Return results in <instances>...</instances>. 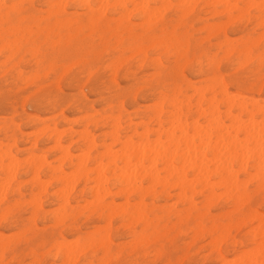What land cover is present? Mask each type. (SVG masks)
<instances>
[{
  "label": "snow or ice",
  "instance_id": "obj_1",
  "mask_svg": "<svg viewBox=\"0 0 264 264\" xmlns=\"http://www.w3.org/2000/svg\"><path fill=\"white\" fill-rule=\"evenodd\" d=\"M191 7L193 6L177 3L69 5L0 0V28L4 43L0 56L4 59V80H15V88L19 90H14L15 95H9L6 87L3 97V124L8 142L18 138V125L22 127L27 122L25 117L28 106L40 101L39 94H36L40 84L48 85L52 89V95L62 99L65 83L82 69L85 77L79 80V85L82 86L80 97L87 99L90 86L86 83L90 79L87 74L95 75L119 56L118 47L110 45L105 51L104 45L92 36L110 19H127L126 13L132 9L141 10L134 13L129 23L142 25L144 28L135 31L134 35L137 44L148 48V57L153 61L150 65L152 78L147 83L160 93L159 103L166 106L172 98L173 89L183 88L181 74L187 71L186 65L189 62L193 65L196 63L194 57L199 59L201 72L210 80L227 82L234 89L260 88L264 96V0L259 4L195 6L214 8L220 16L218 20L212 21L214 24L225 28L244 26V35L236 42L235 50H231V46L227 44L222 45L219 51H209L206 46L194 44L191 39L192 30L201 25L193 24L194 15H186L185 10ZM89 9L92 10L90 14L82 12ZM74 12H80L81 15L75 16ZM89 32L92 36H89ZM224 34L222 33L221 38ZM32 61H38L34 69H25L24 63ZM36 77H39L36 83L28 88L24 87L26 82ZM53 81L58 82V86L50 83ZM105 86L112 94L120 90L116 81H106ZM22 104L24 111H21ZM9 107L13 109L11 114ZM237 147L247 149L250 161L257 152L259 154L258 173L250 168L245 175L237 177L238 181L247 185L244 192L248 196L247 204L233 217L234 222L242 221L239 230L235 227L222 229L220 224H227V221L213 223L190 217L187 224L170 221L168 230L156 231L144 220L136 223L137 212L131 207L130 200L125 217L133 227L129 229L127 237L119 242L114 241L111 234L102 242L99 232L83 227L72 235H68L67 231L61 232L58 228L51 233L46 231L42 234L39 230L42 226L38 222L32 223L29 215H35L39 220L35 199L30 204H25L13 191L20 178L16 166L25 162L17 161L15 153H12L5 157L4 180L7 194L2 205L4 229L10 235L3 237L0 264H53L48 259L53 254L62 255L63 264H264V135L258 146L248 141ZM97 163L101 179L111 176V165L107 159ZM123 163L122 160L117 161V167H121ZM132 163V160H128L129 165ZM30 166L37 165L33 163ZM127 172L130 173L131 169ZM128 178H131L130 175ZM56 249H59V253ZM73 253H76V258H72ZM205 253H211L216 258H193V255ZM55 264H61L60 260L57 259Z\"/></svg>",
  "mask_w": 264,
  "mask_h": 264
},
{
  "label": "rangeland",
  "instance_id": "obj_2",
  "mask_svg": "<svg viewBox=\"0 0 264 264\" xmlns=\"http://www.w3.org/2000/svg\"><path fill=\"white\" fill-rule=\"evenodd\" d=\"M87 1L88 3H91V4H98L101 2H102L101 4H106L105 1H107L108 4L116 3L114 2L115 0H112V2L111 0H103V1H100V0L98 1L97 0H66V3H62L63 0L62 1L60 0V3L73 5V4H85L87 3ZM116 1L118 2V0ZM120 1H123L121 3L135 5L133 4L131 0H127V1L120 0ZM135 1H136V4L139 3V0H134V3ZM180 1L181 0H166L167 4L176 3V2L177 4H180V3L183 4L182 1L181 2ZM191 1L192 3H188V5H192V6L194 5L193 6L194 8L193 7L191 8L193 10L189 8L188 12L186 11L187 10L186 9L185 13L188 16H192V15L195 16L193 24L201 25V27L193 28L192 30L191 39L193 43L194 44L199 43L202 46H206V49L209 51L212 49L219 51L221 46L226 45V44L231 46V50H235L236 42L239 41L240 38L244 35V26L237 25L235 28L228 29V28L222 27L221 25L214 24L212 23V21L218 20L220 18L219 13H217V11L214 8L209 9V8H196L195 7L196 5H202L204 2H206V4H203V5H216L218 2L219 4H226V3L233 4V1L235 0H228V2L224 0L226 3H223L224 1H221V0L219 1L217 0L218 1L217 3L215 1L211 2L212 0H204V2L202 0H198L199 2L196 1L195 4H194L195 0H191ZM209 1L210 3H208ZM255 1L257 3L259 2V0H255ZM20 2H23V3H34L35 2L36 4H49V3H57L58 0H20ZM214 2L215 4H213ZM256 2L255 4H257ZM149 3L165 4V1L147 0V2L145 1L143 4H149ZM234 3L235 4L236 3H247V1H244V2L235 1ZM139 4L141 5L142 3H139ZM91 11L92 10L90 9L82 10V12L85 14H90ZM128 12L130 13V10L127 11V13ZM135 12L134 11L133 13L131 12L132 14L131 13L128 14L129 16H127L126 14V16L128 17L127 19H125L124 17H117L115 19H110L106 21L104 27L99 32H97L95 36H92V33L89 32V36H92L93 39L100 41L104 45L105 51L108 50L110 45L113 48L118 47L119 56L111 63V65H105L104 68L101 71L97 72L95 75L87 74L89 75L90 79L87 80L86 83H89V85L91 84L89 86L88 93L86 94L87 99L85 100L80 97L82 86L79 85V80L84 79L85 77V73L82 69L78 70L76 74L72 75L73 78L71 77V79L68 80L67 83H65L64 85L65 90L62 93V96H63L62 99H58L56 95H52V89L48 85L40 84V87L36 89V94H39L41 99L37 103L30 104L28 106L27 116L25 117V121L27 122L23 123L22 127L18 125V127L20 128L19 133H18V138H13L11 143L8 142V138L5 135V130H4L3 121L5 119V115H4L3 97L5 94L6 87H7L9 95H15V91H19V90L15 88V80H12V81L4 80V59L2 56H0V148H1L0 151L2 150V152H5L6 156H8L7 154L9 153L7 152H9V149H10L11 154L15 153L17 161H21V162H24L27 159L26 157H28L30 153H35L36 156H38L39 154L43 156L45 155L44 160H46V162H49L47 164H53V165L59 166L57 164L60 163L59 161L61 159L60 156H63L61 150L59 151V149H57L56 146H53L55 141L51 139L52 134L49 131H46V132L43 131L44 133L41 131L46 127L47 128L57 127V130L59 129L58 131L61 133L62 130L64 129L65 133L63 132L64 134L62 135V140H61L62 146L65 145L64 148L69 146L68 149L70 150L73 156L77 153H78L77 155H79L80 152H81L80 156H82L84 155L83 153L86 154V146L84 145L82 140L79 139V136H77L76 133H80L81 130H83L82 132H84L85 128H87L88 131L91 133L92 138L94 137L93 140L95 142V147L90 152L92 158H94L98 154H101V151L102 152L105 151L104 145L105 146L111 145L112 139H111V136L109 135L110 134L109 132H111V126L109 122L108 123L105 122L106 118L108 117L112 118L114 116L113 117L114 119L115 116L116 118L120 117L121 123H122V132H124L128 128L129 120L138 122L140 119L144 118L148 122L147 119L155 113L156 109H159L161 107L165 110V112L166 111L170 112L172 110L171 101L173 97L175 96V93L174 92H173L174 94L172 93V98L169 100L168 104L165 106L164 104L159 103L160 98L157 96L159 92L156 91L154 88H151L148 86L147 82L150 81L152 78L150 65L153 63V61L151 58L148 57V54H147L148 48L146 46H140L139 44H137L136 42L137 38L134 35L135 31H137L138 29L140 30L141 28V30H144L143 26L137 25L135 23H129V20L132 19ZM73 15L79 16L81 15V13L74 12ZM0 30H1L0 31V49H2L4 46L2 28H0ZM129 30L132 31V35L134 37L130 36ZM222 33H225L223 35V38H221ZM226 33H230V34H226ZM125 43H126V46H124ZM185 52H187V42L185 43ZM237 55H239L238 52H237ZM194 59L196 60V63L194 64L195 66L191 62H189L186 65L187 71L182 72L181 74L183 88H180V90L182 92V96L178 95L179 98H182L183 96L191 97L193 95L194 96L192 99L193 107H195L194 105H196L195 102L199 100V97L195 95L194 93L196 90L198 91L204 90L203 94L206 100H209L210 99L209 97L211 96L214 97L215 95L218 96V99H221L222 98L221 92L218 91L219 88H221L220 87L221 85L225 87L231 95L235 94V95H239V97L244 96L241 98L250 97L251 99H256L262 102L264 101V96H262L260 88L253 89L252 87H244V88L236 87L234 89L233 86L231 84L228 85L227 82L220 83L219 85V82L217 83L216 80L211 81L207 76H205L201 72L199 59L195 57ZM206 59L207 58L205 57V60ZM37 63L38 61H32L31 63L25 62L24 68L28 70L34 69ZM128 65L130 66L129 68L127 67ZM38 80H39V77H36L32 81L26 82L24 87L28 88L32 86V84L36 83ZM106 81L108 83H111L112 81H116L120 86L119 92L116 94L110 93L105 86ZM50 83H56L58 86V82L53 81ZM215 85L217 86L215 87ZM203 87H206V88H203ZM176 88L179 89V87H176ZM95 90L97 93L94 92ZM159 104H160V107H159ZM157 105L159 108L157 107ZM221 110L222 112L226 111L225 108H222ZM8 111H9V114H11L13 109L9 107ZM21 111H24L23 104L21 105ZM193 111L195 112V109ZM201 121L202 123L205 122L203 120ZM259 121H261V119L258 118L257 122ZM224 122L228 124L226 120H224ZM150 124H151L150 128L154 129L155 124L153 123H150ZM260 128H262V126H260ZM38 129H39V132H38ZM35 130L37 133L35 132ZM72 132H76L75 136L71 135ZM139 132L142 133V129H140ZM233 132L234 131H231L230 134H232ZM236 135L237 134L234 133V136ZM234 136L231 135V138L234 139ZM236 137H238V139L242 138V141L244 139L243 134L237 135ZM151 139H155V137H152ZM134 140L135 142L138 141L137 138H135ZM224 152L225 151L221 152V154H219L216 157L214 161V165L210 166L208 170L207 169L202 170L203 173H206L208 171L209 173L208 181L204 182L203 187L200 184L196 187L195 189L196 191L194 192L195 195H192L191 197L188 196L189 198L192 199L193 202H195V208L190 210L189 214L193 220H197L199 219V217L203 216L205 217L206 220L213 222V223L216 221H227L228 222L227 224L221 223L220 225L223 228H225L226 225L227 226L230 225V228L235 227L237 228V230H239L240 227L242 226V221L234 222L233 217H234V214H236L242 207H244L247 204L248 196H247V193L244 192V188L247 185L244 182L238 181L237 177L245 175L249 171L250 168L253 171L258 173L259 168L255 166V164L252 161L249 162V164H244L243 167L239 165H235V162L233 160L230 161L227 159L228 157L224 155L225 154ZM0 155H1V152H0ZM77 155H75L74 158L78 159L80 157V156L77 157ZM6 156L5 154H4V158H1L0 156V158L2 159L0 160L2 161L0 165H3V163L5 164ZM212 156L213 155H211L210 153H206V157L209 158L208 160H211L214 157ZM28 159L26 161H28ZM26 161L23 164L21 163L17 164V171L19 173L20 178L15 188L13 189V191L17 195H19L21 199L24 200L25 204H28V203L30 204L32 202V197H34L35 202L37 200L38 205H41L42 210H39V211L36 210V212L39 213L38 221L35 215L33 214H29V215H30V219L32 220V223L38 222L42 226L39 229L42 234L45 233L46 231L48 233H51L52 231H56L58 228L59 231L61 232L67 231L68 235H72L78 229L83 227L85 229H91L93 232L94 231L99 232L101 237L103 235L105 236L109 232L111 236L114 238V241L116 242H119L123 238L127 237V235L129 234L130 228L126 227L123 224L125 223V220L122 217L123 211L121 212L119 210L118 212L112 213L111 216H109L111 217V219L109 220L107 218L108 214L103 215L101 214V212L97 210L94 211L92 209H85L84 211L83 207L85 203L79 200L80 202L78 203L72 202V208L73 209L76 208V210L72 211L68 209L67 211L63 213H60L61 207H59L57 203L54 201V195L58 192V189L59 190L61 189V187L55 182H50L49 174H47L48 171L45 168L40 169L39 178H38L39 181L35 179L33 172L30 173V170L27 168ZM90 165H91V168H93L92 166H94V163H91ZM144 165H145L144 167H146L148 163H144ZM3 168L4 167L0 168V177H1L0 182H3L5 184L4 182L5 181L4 180V171H5L4 169L5 168L4 169ZM73 170L74 169H72V172ZM192 175H193V171L190 172V179L192 178ZM31 176H33L32 177L33 181L30 178ZM47 180L49 181V183L48 182L46 184L43 183ZM40 181H41V185L43 184L46 185V190H44L45 188L42 189V186H39ZM114 182L115 181L113 180L112 183L108 185V188L112 190L113 194H116L119 191V189L116 188V186L114 185ZM3 183L0 185H3ZM45 185H43V187ZM147 185H148L147 183H144L143 185V187H145L144 190H147L149 188V186ZM89 186L90 185H87V190ZM39 187L42 190H40ZM84 187H86V184L83 182L81 183L79 182L77 184V191L80 192V190H82ZM91 187L92 186H90V188ZM118 188H121V187L119 186ZM1 189L2 187H0V191H2ZM5 189L6 188H4L5 192L4 191L2 193L0 192L3 196L7 194V189L6 190ZM38 189L39 191L41 192L43 191V192H42V195L41 193L39 194L41 195L39 198H36L37 196H39ZM55 190H56V193H55ZM114 190L117 192H114ZM197 190L200 192H198ZM158 191H161V190L158 189ZM169 192L172 195L176 194L175 191L173 190ZM205 193H208V195H205ZM236 194H238V197L239 195L244 194V196L240 198L241 201L240 199L239 200L237 199ZM257 194H258V189H257ZM87 196H88L87 198L89 201L93 200V197H91V195H87ZM141 199H144L147 204L154 203L156 207L158 208L165 207L167 210H170V207L173 205H177L178 210H185V211L189 210L191 207L189 206V201H187L186 203H179V202H176V198H174L166 202L164 197L162 196L159 197V195L157 197V195H154L151 191H147V194L143 197L134 195L131 198V201H132L131 207L133 208L136 205V203H138V201H140ZM29 200L31 202H29ZM107 200L111 201L110 198ZM114 200H115V203L117 202L116 205H118L119 202L121 203L122 201H124V203L123 202L121 204L119 203L120 207L123 206L120 209H125V207L126 209L129 208V205L127 206L124 205L126 204V200L123 197L115 196ZM38 201L40 202V204ZM2 205L3 203H0V214L2 213L1 215H4L3 214L4 209ZM57 207H59L58 208L59 210L57 209ZM258 208H259V204H257V209ZM156 213L160 216L164 215L158 211H156ZM57 214H60V216L63 214L61 216L63 219H61L59 215L57 216ZM67 216H71V217L67 219L68 223H65L66 221L65 218ZM57 218L61 219L60 221L62 222L61 223L57 222ZM256 218L258 219V216ZM170 221H176L175 217L172 214L169 215V218H165L161 221V223L159 224L160 225L159 231L163 232L165 229L168 230ZM108 225L111 226V229H108L109 228ZM70 228H73L74 230L71 231ZM258 229H259V225L257 224V230ZM189 231H191V229H189ZM4 235H10V233L5 231L4 225H1L0 226V237L1 236L4 237ZM193 239H195V237ZM1 240L3 241V238H1L0 241ZM49 249L50 251L52 249L51 243L49 244ZM56 252H58L57 249H56ZM73 258H76V255H74ZM99 258L100 257H98V259ZM126 258H130V257H126ZM138 258H142V257H138ZM193 258L199 259V260H211V259H215L216 257L212 255L211 253H205L204 255H193ZM48 259L51 260L53 264H55L57 259H59L61 264H63L64 258L62 257L57 258V257H54V255H50Z\"/></svg>",
  "mask_w": 264,
  "mask_h": 264
},
{
  "label": "bare ground",
  "instance_id": "obj_3",
  "mask_svg": "<svg viewBox=\"0 0 264 264\" xmlns=\"http://www.w3.org/2000/svg\"><path fill=\"white\" fill-rule=\"evenodd\" d=\"M100 1H103V0H100ZM124 1H127V0H124ZM131 1L133 2V4L137 5L136 1L135 3H134V0H131ZM143 1L147 2V0H142V1L139 0V3L143 4L144 3ZM162 1H165V3L168 2V1L166 2V0H162ZM181 1L183 4L192 3L191 0H181ZM196 1L199 2L198 0H195L194 4L196 3ZM202 1L204 2V0ZM213 1L217 3L219 0L218 1L212 0L211 2ZM221 1H224V0H221ZM225 1L228 2V0H225ZM225 1L223 3H226ZM235 1H241V2L247 1V3L256 2L255 0H235ZM235 1H233V4H235L234 3ZM260 1L261 0H259V2ZM58 2L60 3V0H58ZM105 2L106 4H108L107 1ZM114 2H116L115 3L116 5L125 4V3H121L123 1H120V0H118V2L115 0ZM215 2L213 4H215ZM259 2L258 3L256 2V3L259 4ZM62 3H66V0L65 2L63 0ZM101 3H98V4H101ZM208 3H210V1ZM203 4H206V2H204ZM217 4H219V2ZM132 10L135 12V11H138L139 9H135V10L132 9ZM133 11L130 10V13L131 12L133 13ZM186 11L188 12L189 9H187ZM130 13L129 12L126 13L127 16H129L128 14ZM129 34L131 37H134L132 35L131 30H129ZM127 67L129 68L130 66L128 65ZM216 82L218 83V81ZM217 85H215V87ZM219 85H220V82H219ZM220 87L221 88H219L218 91L221 92V96H222L221 99H218V96L215 95L214 97L211 96L213 98L209 97L210 99L208 98L209 100H206L203 94L204 90L202 91L194 90L195 95L199 97V100L195 102L196 104L194 105L195 107H193L192 105V99L194 97L193 95L191 97L183 96L182 98H179L178 95L182 96V92L180 88L179 89L174 88L173 92L175 93V96L173 97L171 101L172 110L170 112H167V111L165 112V110L160 107V104H162L160 103L159 104L160 108L157 105L159 109H156L155 113L147 119L148 122L144 118L140 119L138 122L129 120L128 128L124 132H122V123H121L120 117L116 118L115 116L114 119H113L114 116L112 118L111 117L106 118L105 122L106 123L109 122L111 126V132H109L110 133L109 135L111 136V139H112L111 145L109 146L104 145L105 151L104 152L101 151V154H98L94 158H92L90 154V152L95 147V142L93 140L94 137L92 138L91 133L88 131L87 128H85L84 132H82L83 130H81L80 133H76V132L71 133L72 136H75V133H76L77 136H79V139H81L84 145L86 146V154L83 153L84 155L80 156L81 152L79 153V155H77L78 154L77 153L75 155H77V157L78 156L80 157L76 159L74 158L75 155L73 156L70 150L68 149L69 146L66 148H64L65 145L62 146L61 140H62V135L65 133L64 129L60 133L58 131L59 129L57 130V127H54V128L46 127L41 132L49 131L52 134L51 139L55 141L53 146H56V148L59 149V151L61 150L62 152L63 156H60L61 154L59 155L61 159L59 160L60 163L57 164L59 166H56L53 164H47L49 162H46V160H44L45 155L43 156L39 154L38 156H36L35 153H30L28 156L29 159L28 157H26L28 161H26L27 159L25 160L27 164V168L30 170V173L33 172L34 178L37 180L39 178L40 169L45 168L48 171L47 174H49L50 182H55L61 187L60 190L58 189L57 193L55 190L56 194L54 195V201L57 203L59 207L62 208V209L60 208V213H63L67 211L68 209L72 211L76 210V208L75 209L72 208V202L78 203L80 202L79 200H81L82 202L85 203L83 207L84 211L85 209H92L94 211L97 210L101 212V214L103 215L108 214L107 218L109 220L111 219V217L109 216H111L112 213L118 212L119 210L121 212L123 211L122 217L125 220V223L123 224L126 227L131 228L133 227L132 223H130L129 220L125 217V213H127L128 209H126V207L125 209H120L123 207L122 205H121L122 207H120V204L122 202L124 203V201H122L121 203L119 202L120 204L118 203V205H116L117 202L115 203L114 197L115 196L123 197L126 200V204L124 205L127 206L129 205V201L134 195L143 197L147 194V191H151L154 195H157V197L158 195L159 197L161 196L164 197L166 202L174 198H176V202H179V203H186L187 201H189V206L191 207L189 210L185 211V210H178L177 205H173L170 207V210H167L165 207H161V208L156 207L154 203L147 204L144 199H141L133 207V209L136 210L137 212L136 223H139L141 220H144L148 224H151L154 230L159 231V226H160L159 224L161 223V221L165 218H169V215L172 214L175 217L177 222H183L186 224L190 218L189 211L195 208V202H193L192 199L189 198L188 196L191 197L192 195H195L194 192L196 191L195 190L196 187L199 184L203 187L204 182L208 181V175H209L208 171L206 173H203L202 170L203 169L208 170L210 166L214 165V161L216 157L219 154H221V152L225 151L224 155L228 157L227 158L228 160L230 161L233 160L235 162V165H239L243 167L244 164H249V162L252 161L255 164V166L259 168L258 152L255 154L253 159L250 161L248 159L247 149L245 147H240L238 149L237 146L245 145L248 141H251L253 145L255 146H258L261 143V136L264 135V101L262 102L256 99H251L250 97L248 98H250L251 100L248 99L247 97L241 98L244 96L239 97V95H235V94L231 95L225 87H223L222 85ZM203 88H206V87H203ZM94 92H96V90ZM157 96L160 98V93ZM222 108H225L226 111L222 112L221 110ZM194 109H195V112L193 111ZM258 118L261 119V121H259L260 123L257 122ZM201 120L205 122L202 123ZM224 120H226L228 124L224 122ZM150 123L155 124L154 129L150 128L151 127ZM260 126H262V128H260ZM140 129H142V133L139 132ZM231 131H234V132L230 134ZM38 132H39V129H38ZM234 133H236L237 135L243 134L244 136L243 141H242V138L238 139V137H236L237 135L234 136ZM231 135L234 136V139L231 138ZM152 137H155V139H151ZM135 138L138 139L137 142H135L134 140ZM0 152H1V155H0L1 158H4V154L6 156V153L2 152V150ZM7 153H9L7 154L8 156L11 154L10 149H9V152ZM206 153H210L214 157L212 156L213 158L211 160H208L209 158L206 157ZM1 158L0 160H2ZM104 159H107L110 162L111 176L101 179V173L99 171L100 166L97 162L99 160H104ZM121 160L124 161V163L121 167L118 168L117 161H121ZM128 160H132L133 163L129 165ZM1 163L2 161H0V164ZM33 163L37 166L36 167L30 166ZM91 163H94V166H92L93 168L89 166ZM144 163H148V165L144 167L145 166ZM4 165H5L4 163L3 165H0V168L2 167L5 168L6 165L5 166ZM72 169H74L73 172H72ZM128 169H131L130 173L127 172ZM137 169H138V172H137ZM191 171H193V175H192V178L190 179ZM129 175L131 177L130 179L128 178ZM32 177L33 176H31L30 178L33 181ZM113 180L115 181L114 185L116 186L117 189H119L118 192L114 190V192H117L116 194H113L112 190L108 188L109 181H111L112 183ZM47 182L49 183L48 180L43 183L46 184ZM79 182L80 183L83 182L86 184V187L80 190V192L77 191V184ZM2 183L3 182H0V184ZM144 183H147L148 184L147 186H149L148 189L146 187L147 190H144L145 189V187H143ZM3 185L5 186L4 183ZM3 185H0V187H2L1 189L2 191H0L1 193L4 191V188H5ZM43 185H41V181H40L39 186H42V189L45 188L44 190H46V185L44 187ZM87 185H90L92 187L90 188L89 186L90 189L88 188L87 190ZM119 186L121 188H118ZM42 189L40 188V190ZM158 189H160L161 191H158ZM171 190L175 191L176 194L172 195L169 192ZM42 192L39 191L38 195L40 193L42 195ZM1 193H0L1 195L0 203H3L5 196H3ZM41 195L37 196L36 198H39ZM87 195H91V197H93V200L90 199L92 201H89L87 198L88 197ZM236 195H237L238 200L242 198V196H244V194L239 195V197H238V194ZM33 198L34 197H32V201L35 199ZM109 198L111 199V201L107 200ZM29 202L31 201L29 200ZM36 205H37L36 210L38 211L42 210V207L41 205H38L37 200H36ZM59 207H57V209ZM156 211L161 212L164 215L160 216L156 213ZM1 214H0L1 216L0 226L4 225V215H1ZM58 215L59 217H61L63 214L61 216L60 214H57V216ZM70 217L71 216H67L65 218L66 221ZM61 219L63 218L61 217ZM61 219L57 218V222L61 223L62 222L60 221ZM199 220H205V217L201 216L199 217ZM220 227L222 229H228L230 228V225L229 226L226 225V227L224 226L225 228H223L221 225ZM108 229H111V226H109ZM70 230L73 231L74 229L70 228ZM166 230L167 229H165L164 231ZM108 234L110 233L108 232L105 236L103 235L101 237L102 242H104ZM1 238H3V236H1L0 239ZM0 246H2V240L0 241ZM57 250H58L57 253H59V249ZM53 255L54 257H57V258L59 257L64 258L62 255H57V254L56 256L55 254ZM74 255L76 254L73 253V256Z\"/></svg>",
  "mask_w": 264,
  "mask_h": 264
}]
</instances>
